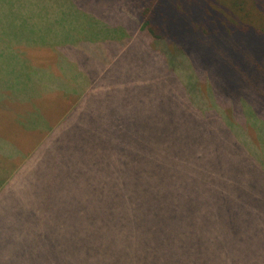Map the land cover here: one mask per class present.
Instances as JSON below:
<instances>
[{
  "label": "trees",
  "instance_id": "trees-1",
  "mask_svg": "<svg viewBox=\"0 0 264 264\" xmlns=\"http://www.w3.org/2000/svg\"><path fill=\"white\" fill-rule=\"evenodd\" d=\"M71 1L54 0L51 3L53 11L39 16L42 20L40 25L51 36L52 45L54 44V50L59 53V57L73 51L66 36ZM73 2H76L74 5L78 8L86 3H110L112 8L108 5L101 12L100 18L104 16L106 22L113 21L108 24L115 25L120 36L127 38L120 45L118 43L116 49L112 46L110 53L106 49V53L98 57L87 50L86 53L94 56L96 60H107L106 57L116 53L118 48L122 49L117 56L120 58V54L131 42L149 51L148 62L153 70L145 75L146 81L141 78L139 81L146 84L144 88L149 102L146 101L145 107L146 113H150L149 121L153 128L157 118L163 122V159L168 168L158 173L154 168L156 161L153 160L150 169H135V175L128 176L133 195L140 194L142 200L147 199V194H158L162 197L163 194H174L177 201L181 194L190 190L192 198L188 202L189 207L183 209L177 205L179 210L189 215L188 212L193 211L196 202L208 204L213 199L208 191H214L216 195L218 190L226 191L232 198L239 199L244 207L241 205L230 210L219 209L238 218L235 223L242 233L244 229L240 225L241 222H247L245 216H249L256 208L264 212L259 206L262 200L264 202V155L259 153L256 145L258 140L264 149V0ZM82 11L86 13L84 9ZM109 44L113 43L108 42L106 45ZM85 46L82 44L81 48ZM75 48V51L83 54ZM92 61L96 64L95 60ZM109 63L104 67L108 68ZM64 68L65 64L61 62L60 70ZM89 73L94 82L95 76L102 72H96L95 69ZM39 76L40 73L37 77ZM164 81L167 85L166 96L158 91L164 90ZM227 109L231 112L228 113ZM237 113L241 114L243 120L236 116ZM74 120L82 122V117ZM65 122L61 121L50 128L45 136L47 143L57 137L58 132H63ZM245 122L252 125V128L256 125L253 128L256 140L247 132ZM35 128L40 129V125L36 124ZM97 132L96 126H88L85 134L92 138ZM81 133L80 131L76 137L71 135V149L83 139L85 134ZM65 141L68 143V140ZM41 146V151H46V157L41 159L43 175L35 178L41 181L48 178L51 182H56L59 184L55 187L58 190L64 185L67 193L60 197V194L53 192L52 201L55 199L58 203L55 207L51 206L50 192L42 197V188L41 192L36 193L35 183L23 178L24 171H32L35 175V169L28 170L31 164L35 165V151L26 154L19 151L9 153L5 145L0 143V153L6 159L19 157L23 160L21 165L9 171V176L0 180V264H15L16 257L20 255L33 261V254L35 262L39 264L41 261L38 258H42L47 252L53 264H61L64 255L62 247L71 253L70 264H119L115 262L116 257L122 255L121 253L129 254V251H124L125 245L127 248H135L130 251L138 257L133 264H159V257L167 264H179V232H168L170 224L157 223L146 233L142 228L148 220L137 217L135 227L128 228V215L124 209L114 213L112 220L98 223L93 218L94 209L99 208L103 199L108 200L120 194L119 183L117 188L114 185L112 191L106 187L109 184L108 179L99 186L93 180L86 182L89 187L96 186L90 191L84 190L83 178L73 177L69 182L62 178L63 181L58 183L50 174L54 165L51 144L47 148L46 143ZM211 151L212 154H209ZM232 155L235 156V162L243 163L246 167L233 163L235 167L231 168L227 160ZM117 157L120 164L118 169H123L120 155ZM217 157L222 159L218 160ZM106 159L110 162L111 157L107 155ZM251 161L255 163L251 165ZM114 162L117 161H114L113 156L112 163ZM112 163L107 168L110 169ZM84 170L86 178H94L95 174H90L86 166ZM114 178L120 180V174ZM188 178L193 181V186L189 185ZM94 201L98 203L94 205ZM160 204L165 206V201ZM151 212L154 213L155 210ZM80 214L83 218L79 217ZM255 216L261 225L258 227L254 222L255 231L254 228L250 230L252 224L248 227L251 237L262 234L261 229L264 228V216ZM80 220L84 221L82 226H79ZM81 228L83 240L78 244ZM233 234L226 237H230L231 245L236 244L235 251L243 252L244 249L237 243L241 235L236 232ZM66 241L69 242V248L64 245ZM70 241L78 245L71 247ZM88 241L94 242L95 246L88 247ZM55 246L60 253L56 259L51 255ZM80 252L86 254L81 256L82 261L77 258ZM94 254H99V257L90 261L89 258Z\"/></svg>",
  "mask_w": 264,
  "mask_h": 264
},
{
  "label": "rangeland",
  "instance_id": "rangeland-1",
  "mask_svg": "<svg viewBox=\"0 0 264 264\" xmlns=\"http://www.w3.org/2000/svg\"><path fill=\"white\" fill-rule=\"evenodd\" d=\"M21 3L23 18L19 19V25L22 23L24 29L28 30L30 26H35L31 19V9H25L27 8L25 4H31L19 1L18 5L20 6ZM71 3L66 36L71 45L70 49L73 51H69L66 56L59 57V53L54 50V44L35 47L37 49L33 68H30L28 60H24L1 70L4 74H0V143L5 145L6 151L9 153L19 151L26 154L31 153L32 150L35 151V165L31 164L28 169H35V175L32 171H24V180L35 183V187H37L35 192L42 191V197L50 192L51 201L49 203L51 206L55 207L58 203L55 199L52 201L53 192L64 197L67 193L64 185L60 186L58 190V187L55 188L59 185L56 182H51L48 178L45 180L46 182L35 178L38 175H43L41 159L46 157V151H41V145L46 143L47 148V145L51 144L53 149L51 158L54 165H52L50 174L51 178L58 183L63 181L62 178L68 182L73 177L83 178L85 191L95 189L96 186L89 187L86 184L92 180L99 186L108 179L109 184L106 187L109 191H112L115 184L117 188L119 183L120 194L114 195L108 200L103 199L99 208L94 209L93 218L98 223L112 220L114 213L116 214L119 209H124L128 215V228L135 227L137 217L148 220L142 228L146 233L157 223L170 224L168 232L170 230L179 232L178 236L181 241V249L177 255L179 264H264V228L261 229L262 234H256V237H251L249 234L253 228L254 231L256 230L254 222L258 227L261 225L256 221L258 217L255 215L264 216V212L256 208L254 212L249 213V216H245L244 219L248 223L241 222L240 227H243L244 231L240 233L235 223L238 218L232 217V214L225 210H230L232 207L239 208L241 205L244 207V204L239 199L232 198L226 191L218 190L217 195L214 194V191H208L213 199L208 204L196 202L193 211L188 212L189 215L178 208L189 207L188 202L190 203L192 198L190 190L181 194L177 201L174 194H163V197L158 194H147L148 197L145 195L147 199L143 198L142 200H140V194L133 195L132 185L128 183L130 181L128 176H134L135 169H150L153 160L156 161L154 168L158 173H161L162 169L168 168L167 162L163 159V122L157 118L158 121L153 128L149 121L150 113H146L145 107L148 98L146 88H144L146 84L142 80L139 81V78L146 81L145 75L152 73L153 68L148 62L149 51L147 48L141 49L137 44L131 42L120 54V58L117 56L122 49L118 48L117 51L115 50L116 53L106 57L107 60H96L86 51L89 50L98 57L100 54L106 53V49L110 53L112 46L115 47L118 43L120 45V42H124L127 38L120 36L115 25L108 24L113 21L106 22L104 16L102 19L100 18L101 12H104L108 5L112 8L110 3L97 5L86 3L80 7L86 13L74 5L76 2L74 3L72 0ZM19 9L21 10L20 7ZM19 17H21V11H19ZM12 24L16 23L8 13H0L1 27H11ZM32 28L35 27H30V29ZM26 32L25 37L29 35ZM6 42L11 43L12 41L6 39ZM108 42L113 44L107 46ZM88 43L96 45L91 46ZM79 44H81L80 47L75 48ZM82 44L87 45L83 48L86 49L85 51L81 48ZM92 60H95L96 64ZM61 62L65 64L63 70H60ZM108 63V68L104 67ZM95 69L96 72L101 71L102 73L95 76L96 80L93 82V77H90L89 72H93ZM39 73L40 76L37 77ZM56 79L61 81H56ZM165 84L164 81L165 92L158 90L163 96L167 95L165 87L167 85ZM230 112L228 111V113ZM65 115H67L64 119L66 122L62 120ZM79 116L82 117V122L74 120ZM236 116L243 120L240 113H237ZM61 121L65 122L64 125L62 124L63 132H58L59 135L47 143L45 136L50 128ZM36 124L40 125V129L35 128ZM244 125L245 128L248 127L247 132L255 138L253 128L256 125L253 128L246 122ZM88 126H96L98 129L97 134H94L92 138L85 134ZM81 128L82 130H79ZM80 131L81 135H85L71 149V135L76 137ZM65 140H68V143ZM256 145L259 153L263 156L262 144L256 140ZM107 155L111 157L110 162L106 159ZM117 155H120V162L124 166L120 170L118 169L120 164ZM113 156L114 161L117 162L112 163ZM234 157L232 155L229 161L227 160L228 164H231V168L235 167L234 164L246 167L243 163L235 162ZM214 158L216 159V157ZM217 158L218 160L222 159ZM21 160L19 157L14 159L0 157V180L8 175L14 167L19 166ZM253 160L256 162L254 158ZM254 161H251V165L255 163ZM111 163L112 167L107 168ZM85 166L90 174H95L94 178L93 176L86 178ZM232 171L236 172L235 169ZM118 173L120 180L114 178ZM143 182L146 183L144 179ZM188 183L191 186L194 185L189 178ZM106 184L107 182H105ZM182 187L184 188V185ZM163 201H165L166 207L160 204ZM64 203H66L65 200ZM97 203V201L93 202L94 205ZM259 206L264 209L263 200ZM154 210L155 212L152 213L151 211ZM80 215L79 217L83 218V215ZM158 217L162 219H157ZM83 223L84 221L80 220L79 226H82ZM251 224L252 227H250ZM248 227L252 229L248 231ZM80 232L78 244L83 240L82 228ZM234 232L241 235V239L237 243L238 245L240 243L244 249L243 252L242 250L235 251L236 244L231 245L230 237H226L234 235ZM70 242L71 247L78 245ZM64 245L67 248L70 247L68 241ZM86 245L88 247L95 246L91 241H88ZM185 246L189 249H186ZM125 247L124 251H129V254L121 253L122 255L116 257L115 262L119 264L135 263L138 257L130 252L135 248H127L126 245ZM69 253V250L62 247L64 255H62L61 264H70L71 253ZM45 254L42 258H38L41 261L39 264H53L48 252ZM51 255L55 259L60 255L56 246L52 248ZM85 255L80 252L77 257L78 261H82L81 256ZM97 257L99 254H94L89 259L91 261ZM28 258L32 259L31 256ZM35 263L38 262H35V254H33V261L20 255L16 257L15 264ZM159 264L167 263L159 257Z\"/></svg>",
  "mask_w": 264,
  "mask_h": 264
},
{
  "label": "crops",
  "instance_id": "crops-1",
  "mask_svg": "<svg viewBox=\"0 0 264 264\" xmlns=\"http://www.w3.org/2000/svg\"><path fill=\"white\" fill-rule=\"evenodd\" d=\"M19 1L25 4V2L28 0H0V13H8L16 23L12 24L11 27L6 28L0 26V74H4V72H1V70L5 69V67L21 63V61L24 60H28L30 68H33L35 66V54L37 49L35 47L52 45L51 36H49L46 31H43L45 27L40 25L42 20L39 18V16L44 12H47L48 14L49 11H53L51 3L54 0H35V2L30 3V7L28 4H25L27 5V8L25 9H31V19L33 21V25L35 24V26L27 25L30 27H35L32 29L29 27L28 30L24 29L22 23L19 25V19L23 18V5L21 3L19 6ZM19 11H21V17H19ZM25 31H27L26 33L29 34L26 37L24 35ZM6 39H10L12 42L7 43ZM34 74L35 72L33 75ZM0 157H3L1 153ZM22 163L23 160H21L19 165ZM7 176H9V174L4 178Z\"/></svg>",
  "mask_w": 264,
  "mask_h": 264
}]
</instances>
